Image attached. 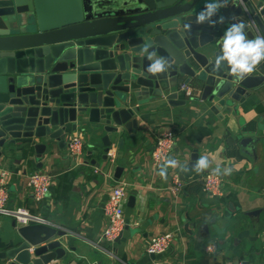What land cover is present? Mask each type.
Returning <instances> with one entry per match:
<instances>
[{
	"label": "water",
	"instance_id": "water-1",
	"mask_svg": "<svg viewBox=\"0 0 264 264\" xmlns=\"http://www.w3.org/2000/svg\"><path fill=\"white\" fill-rule=\"evenodd\" d=\"M208 3L218 6L198 22ZM234 24L243 25L248 39L264 37V0H0V159L27 145L42 157L53 141L66 144L79 125L101 137L108 159L113 140L122 147L124 133L139 128L142 104L164 97L184 105L179 97L188 86L232 111L264 82L257 74L264 59L242 75L226 61L217 66ZM157 58L165 68L150 72ZM135 198L129 196L130 206ZM17 232L0 261L67 258L66 230L32 223Z\"/></svg>",
	"mask_w": 264,
	"mask_h": 264
},
{
	"label": "crops",
	"instance_id": "crops-1",
	"mask_svg": "<svg viewBox=\"0 0 264 264\" xmlns=\"http://www.w3.org/2000/svg\"><path fill=\"white\" fill-rule=\"evenodd\" d=\"M257 74H264V67ZM184 91L179 98L186 104L181 106L169 105L164 97L142 104L135 134L125 132L122 147L112 139L113 161L103 158L101 137L83 125L71 133L81 134L85 141L79 159L69 153L68 137L63 146L53 141L42 157L27 145L0 159V171L9 174L8 206L28 208L66 230L62 238L67 258L53 262L264 264V82L258 94L232 111L201 100L189 86ZM166 131L174 135V148L155 167V144ZM244 139L249 140L243 143ZM195 149L197 161L207 157L208 167L197 169L192 160ZM118 167L123 170L120 177ZM211 169L224 176L221 195L204 188L203 178ZM39 170L53 175L54 182L45 198L36 201L30 174ZM176 174L183 181L177 195L171 190ZM119 181L128 183L129 196L136 194L135 205H129L128 196L127 224L108 241L103 238L108 223L104 206ZM18 226L14 218L0 215V250L16 244ZM164 232L174 234L168 249L158 255L147 253L148 242ZM211 244L214 251L207 249Z\"/></svg>",
	"mask_w": 264,
	"mask_h": 264
},
{
	"label": "built area",
	"instance_id": "built-area-1",
	"mask_svg": "<svg viewBox=\"0 0 264 264\" xmlns=\"http://www.w3.org/2000/svg\"><path fill=\"white\" fill-rule=\"evenodd\" d=\"M85 147V141L81 134H71L68 136V150L69 153L79 159L82 157ZM174 148V135L173 133L166 131L158 139L155 144L152 162L155 167H159L164 160L171 154ZM109 158L113 161L115 154L111 151L109 152ZM7 170L0 171V215L9 216L14 218L19 225H28V224H46V225H55L47 217L32 212L25 207H10L8 206V191L6 188ZM223 181L224 176L221 172L211 169L209 170L204 178V188L207 192L212 195H221L223 192ZM54 177L46 171H35L30 174V186L34 199L36 201H41L45 198L47 193L50 191L51 186L53 185ZM183 186V181L179 175H174L172 179V192L177 195ZM129 187L127 182L119 181L107 199L104 212L107 216L108 223L103 231V238L108 241L114 240L125 228L126 219L124 208L129 196ZM174 240L173 232H164L155 237H153L146 246V251L149 254H162L164 253L171 243ZM214 246L211 244L207 246L209 251H214ZM186 264V263H181Z\"/></svg>",
	"mask_w": 264,
	"mask_h": 264
},
{
	"label": "clouds",
	"instance_id": "clouds-1",
	"mask_svg": "<svg viewBox=\"0 0 264 264\" xmlns=\"http://www.w3.org/2000/svg\"><path fill=\"white\" fill-rule=\"evenodd\" d=\"M217 4H207V16L205 12H201L197 19L198 22L204 21L211 16L217 8ZM151 58V57H150ZM264 59V37L257 36L254 39H248L243 31L242 24L231 25L224 34L222 41V52L217 55L216 63L219 66L226 61L231 67V71L237 75L251 72L253 67ZM165 62L162 58H157L149 65L150 72H159L164 70ZM168 164L175 165V160H169ZM207 157H200L197 161V169L208 167ZM163 175V169L161 170Z\"/></svg>",
	"mask_w": 264,
	"mask_h": 264
}]
</instances>
